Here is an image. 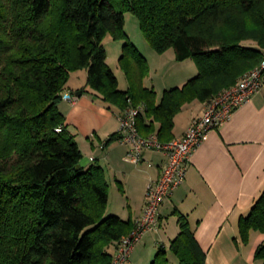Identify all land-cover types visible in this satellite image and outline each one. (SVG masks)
<instances>
[{"label":"trees","instance_id":"trees-1","mask_svg":"<svg viewBox=\"0 0 264 264\" xmlns=\"http://www.w3.org/2000/svg\"><path fill=\"white\" fill-rule=\"evenodd\" d=\"M126 13L154 52L174 50L198 69L159 103L144 85L149 66L125 32ZM108 37L124 43L126 91L108 64ZM263 64L264 0H0V264H112L135 227L108 214L106 171L82 164L68 131L60 105L72 74L87 71L79 96L93 94L118 116L145 106L140 134L170 143L184 106L218 97ZM173 214L180 233L170 252L178 264H206L188 218ZM239 231L246 244L252 231L264 233V191ZM256 258L264 261V245ZM152 264H171L163 245Z\"/></svg>","mask_w":264,"mask_h":264},{"label":"crops","instance_id":"crops-1","mask_svg":"<svg viewBox=\"0 0 264 264\" xmlns=\"http://www.w3.org/2000/svg\"><path fill=\"white\" fill-rule=\"evenodd\" d=\"M111 41L115 42L111 37L105 41L108 64V44L113 46L114 54L122 52L119 43L113 45ZM169 56L176 64L175 52ZM192 66L190 75L198 72L196 65ZM188 76H171L158 91L152 86L157 102L166 90L183 85ZM87 80V71L72 74L65 95L78 99L74 103L64 100L60 110L83 153L82 164L87 168L97 164L106 171L110 184L108 214L136 224L146 207L147 187L161 177L168 158L160 152L145 151L142 162L136 164L129 157L130 147L118 141L106 145L119 132L118 113L106 108L93 94L79 96L78 91L87 86ZM204 109L205 103L199 101L184 106L175 119V139L186 134ZM263 191L264 91L241 106L230 121L208 134L192 156L186 181L161 207V229L145 237L128 264H149L162 245L171 264H176L170 252L171 242L180 233L178 217L173 214L176 210L188 218L197 241L207 253L206 264H264L256 258L264 245V233L252 231L246 244L239 231L240 218L250 214Z\"/></svg>","mask_w":264,"mask_h":264},{"label":"built area","instance_id":"built-area-1","mask_svg":"<svg viewBox=\"0 0 264 264\" xmlns=\"http://www.w3.org/2000/svg\"><path fill=\"white\" fill-rule=\"evenodd\" d=\"M264 91V64L245 74L239 83L225 90L218 97L205 103L203 115L194 119L186 134L170 143H163L156 134L142 136L138 119L145 112V106L127 108L118 116L120 128L119 143L130 147V159L139 164L145 151L164 154L167 164L158 180L151 181L146 191V207L143 216L136 222L133 231L124 236L114 254L112 264H128L135 249L149 233L158 232L161 227L160 210L166 200L184 184L194 152L204 143L208 134L231 120L234 113L244 104ZM77 97L64 95L72 103ZM62 132V128L57 129Z\"/></svg>","mask_w":264,"mask_h":264},{"label":"rangeland","instance_id":"rangeland-1","mask_svg":"<svg viewBox=\"0 0 264 264\" xmlns=\"http://www.w3.org/2000/svg\"><path fill=\"white\" fill-rule=\"evenodd\" d=\"M125 20H126L125 32L127 33L128 37L130 39V42L138 49L140 54L148 62L149 73H148V76L144 80V85H147V86L150 85L151 87L155 86L156 90L158 91V90H161L164 82L165 81L167 82V80H169L171 78V76L172 77H176L177 75L182 76L183 74L186 73V75H189V76L187 77L188 79H185L186 80L185 83L181 86H176L173 88L183 87L189 80L193 79L194 77H196L198 75V72H196V74H193V75L191 73V75H190L189 69H190V67H193L192 65H195L193 60H189V61H185V62L176 61V64H174V62H172V60H170L169 55H172L174 50H169L165 54H157L156 52H154L152 50V48L149 46L148 42L146 41L144 34L141 30L140 22L136 17H134L130 13H126L125 14ZM111 43H113V45H114L117 42L111 41ZM118 43L119 44H117V45H119V47L122 48V52L119 53L120 55L114 54V49H111L113 46L108 44V48H109L108 50L110 52L109 64H110L112 70L114 71V73L116 74V76L119 80L120 90L126 91L125 85L127 86L129 84V82L126 78L125 73L123 72V70L120 67V58H121L122 53H123L124 43L123 42H118ZM177 65H179V66H177ZM173 88H171V89H173ZM157 253L158 252L153 253L154 255H152L153 257H152V260L149 264H152ZM132 256H131V259H132ZM131 259H130V261H131ZM175 261L177 264L178 260L176 258H175ZM138 264H142V263L139 262Z\"/></svg>","mask_w":264,"mask_h":264},{"label":"water","instance_id":"water-1","mask_svg":"<svg viewBox=\"0 0 264 264\" xmlns=\"http://www.w3.org/2000/svg\"><path fill=\"white\" fill-rule=\"evenodd\" d=\"M79 168H81V167H79Z\"/></svg>","mask_w":264,"mask_h":264},{"label":"bare ground","instance_id":"bare-ground-1","mask_svg":"<svg viewBox=\"0 0 264 264\" xmlns=\"http://www.w3.org/2000/svg\"><path fill=\"white\" fill-rule=\"evenodd\" d=\"M130 261V260H129Z\"/></svg>","mask_w":264,"mask_h":264}]
</instances>
